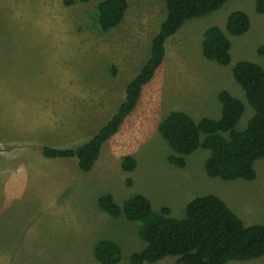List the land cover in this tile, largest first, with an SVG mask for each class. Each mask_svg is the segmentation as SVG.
Listing matches in <instances>:
<instances>
[{
	"label": "rangeland",
	"instance_id": "374dc122",
	"mask_svg": "<svg viewBox=\"0 0 264 264\" xmlns=\"http://www.w3.org/2000/svg\"><path fill=\"white\" fill-rule=\"evenodd\" d=\"M68 1L0 0V264H99L94 248L103 240L122 249L119 264H130L146 244L136 223L100 208L106 194L120 205L144 195L155 211L167 207L177 219L193 200L214 195L247 226L264 225V158L256 163L254 181L226 182L207 176L206 150L188 157L184 168L172 165L174 152L159 132L174 111L196 121L219 118L218 94L225 90L244 102L238 130L247 128L254 111L232 68L239 61L264 68L258 0H231L167 40L164 62L138 106L86 174L76 159H47L41 149L80 146L110 120L149 60L167 8L165 0H127L121 25L103 34L94 17L105 0ZM237 11L249 16L251 28L229 36L232 63L223 67L202 55L203 36L212 26L225 29ZM127 156L137 164L132 172L123 168ZM229 264H264V257Z\"/></svg>",
	"mask_w": 264,
	"mask_h": 264
},
{
	"label": "trees",
	"instance_id": "16d2710c",
	"mask_svg": "<svg viewBox=\"0 0 264 264\" xmlns=\"http://www.w3.org/2000/svg\"><path fill=\"white\" fill-rule=\"evenodd\" d=\"M167 14L153 38L151 56L136 77L128 84L123 103L110 120L86 143L71 148L43 147L47 159H76L78 170L90 173L107 142L114 138L139 104L143 89L152 82L166 55V42L188 22L220 11L231 0H165ZM91 0H70L68 6L90 3ZM129 8L127 0H105L95 12L99 32L108 33L119 27ZM256 11L264 15V0L256 2ZM251 21L243 11L230 14L225 29L209 27L203 36L202 55L216 64L232 63L229 36L241 37L249 32ZM264 54V49L260 51ZM236 83L244 91L254 113L244 131L238 126L246 106L229 91H221L218 100L221 116L217 119L194 120L182 111L171 112L159 125V132L174 155L169 162L184 168L187 158L198 150L210 152L205 172L210 178L226 182L254 181L256 163L264 158V68L249 61H239L232 68ZM136 161L127 156L123 168L136 169ZM100 208L113 218L125 217L136 223L139 238L146 244L140 253L130 256V264H155L175 257L174 264H229L249 262L264 257V225L247 226L219 197L197 198L187 205L183 218L172 217L167 207L157 212L148 198L135 194L120 205L111 194L99 199ZM99 264H119L122 249L113 241L103 240L94 248Z\"/></svg>",
	"mask_w": 264,
	"mask_h": 264
}]
</instances>
